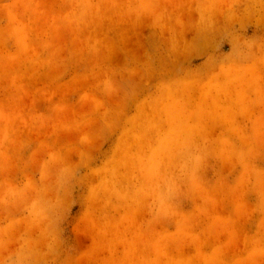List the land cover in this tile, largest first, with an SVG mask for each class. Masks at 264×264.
I'll return each instance as SVG.
<instances>
[{"label":"rangeland","instance_id":"1","mask_svg":"<svg viewBox=\"0 0 264 264\" xmlns=\"http://www.w3.org/2000/svg\"><path fill=\"white\" fill-rule=\"evenodd\" d=\"M0 264H264V0H0Z\"/></svg>","mask_w":264,"mask_h":264}]
</instances>
